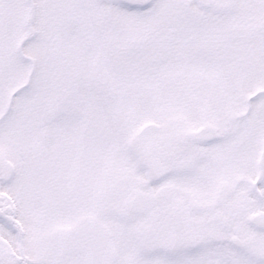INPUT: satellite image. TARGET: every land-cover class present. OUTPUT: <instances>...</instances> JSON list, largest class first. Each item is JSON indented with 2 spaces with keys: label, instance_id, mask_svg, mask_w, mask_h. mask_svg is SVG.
<instances>
[{
  "label": "snow or ice",
  "instance_id": "6c2138e0",
  "mask_svg": "<svg viewBox=\"0 0 264 264\" xmlns=\"http://www.w3.org/2000/svg\"><path fill=\"white\" fill-rule=\"evenodd\" d=\"M0 264H264V0H0Z\"/></svg>",
  "mask_w": 264,
  "mask_h": 264
}]
</instances>
